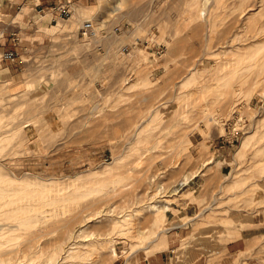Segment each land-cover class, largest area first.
<instances>
[{"label":"rangeland","instance_id":"obj_1","mask_svg":"<svg viewBox=\"0 0 264 264\" xmlns=\"http://www.w3.org/2000/svg\"><path fill=\"white\" fill-rule=\"evenodd\" d=\"M71 6L0 58V264H264V0Z\"/></svg>","mask_w":264,"mask_h":264},{"label":"crops","instance_id":"obj_2","mask_svg":"<svg viewBox=\"0 0 264 264\" xmlns=\"http://www.w3.org/2000/svg\"><path fill=\"white\" fill-rule=\"evenodd\" d=\"M58 2V0H0V46L12 47L11 36L12 32H16L19 36L20 41L22 39V34H20V29L15 30L13 26H20V22H29L32 18L33 11H39L44 8H49L52 4ZM26 10L21 19H16L15 11ZM10 26L11 29H6L5 27ZM19 41V42H20ZM19 44V43H18ZM18 44L16 47H18ZM22 44V43H21ZM250 225H248L249 227ZM247 227V226H245ZM244 227L240 229V235H236L232 238H229L225 241V246H230L231 249H238L239 247L247 246V243L250 242V236L248 233H243ZM159 249L148 252L146 255H143L144 260L139 264H157ZM196 256L192 259L195 260ZM159 259L160 256H159ZM166 261V260H165ZM165 261L161 260V264H164Z\"/></svg>","mask_w":264,"mask_h":264},{"label":"bare ground","instance_id":"obj_3","mask_svg":"<svg viewBox=\"0 0 264 264\" xmlns=\"http://www.w3.org/2000/svg\"><path fill=\"white\" fill-rule=\"evenodd\" d=\"M201 8H199L198 10H200ZM46 14V11L43 13V14H40V16L42 15V17L44 16ZM93 24V23H92ZM94 27V26H93ZM235 70V69H234ZM228 73V72H227ZM228 75V74H227ZM227 75H225L224 74V77L225 76H227ZM222 77V76H221ZM223 77V78H224ZM222 78V79H223ZM246 142V141H245ZM245 142H242L241 144H240V146H238V147H240V148H242L243 147V149H244V147L245 146H243L244 145V143ZM154 143V142H153ZM248 143V142H247ZM246 144V143H245ZM239 148V149H240ZM242 149V150H243ZM2 171V170H1ZM0 171V172H1ZM97 171V170H96ZM94 172H95V170H94ZM16 176V175H15ZM0 178H2V175H1V173H0ZM16 179V178H15ZM14 179V180H15ZM186 179V178H185ZM1 180V179H0ZM13 180V179H12ZM185 181V180H184ZM111 183V182H110ZM112 183H113V181H112ZM13 184H14V186H16V184L15 183H10L8 180H5V181H3V182H1L0 181V214L2 213V212H8V210H9V207H11V206H14V204H16V206H15V208H17V210H21V207H23V211L24 210H31V209H34L35 208V206H36V204H37V200L36 201H30L32 198H31V195H38V196H41L40 194H41V191H39V190H33V192L32 191H25V190H21L20 189V186H18V184H17V186L16 187H14L13 186ZM47 193V192H46ZM15 194H20V195H15ZM23 194V195H22ZM26 196V197H25ZM54 196H56V195H54ZM23 197L24 198H26V200L25 201H27L24 205H22L21 203H18V202H20V200H23ZM62 198V197H61ZM24 202V201H23ZM9 204H11V206L9 205ZM161 207H163V208H166L167 207V203H163L162 202V206ZM5 218V217H4ZM29 219V218H28ZM10 226H11V223H7V222H1L0 221V233H4V231H8L9 229H10ZM16 225L15 224H13V226L12 227H15ZM11 227V228H12ZM82 228V227H81ZM79 230V229H78ZM14 231V230H13ZM156 232V231H155ZM156 233H158V231L156 232ZM6 235H7V233H6ZM155 236H156V234H155ZM153 238V237H152ZM155 238V237H154ZM112 242V241H111ZM110 245V244H109ZM108 245V246H109ZM112 246V245H111ZM71 248H73V247H67V249H66V251H67V253L66 254H68V253H70V252H72V249ZM113 252L115 251L114 250V247L113 248H110ZM2 251V250H1ZM1 253V252H0ZM54 257V255L53 254H51L48 258L49 259H52Z\"/></svg>","mask_w":264,"mask_h":264},{"label":"built area","instance_id":"obj_4","mask_svg":"<svg viewBox=\"0 0 264 264\" xmlns=\"http://www.w3.org/2000/svg\"><path fill=\"white\" fill-rule=\"evenodd\" d=\"M72 0H61L58 1L51 6L49 9L53 13L54 16L59 18H67L72 10ZM51 20H54V17H50ZM79 32L82 36L89 37L94 34L95 29L90 19H83L79 26ZM12 47H4L0 51V58L13 60L18 53V49L16 45L19 43L20 39L16 32H12V36L10 38Z\"/></svg>","mask_w":264,"mask_h":264}]
</instances>
